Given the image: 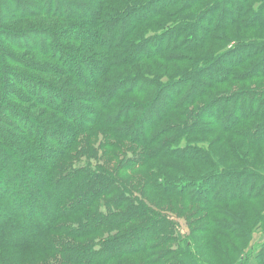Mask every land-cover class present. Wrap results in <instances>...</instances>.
I'll list each match as a JSON object with an SVG mask.
<instances>
[{"label":"trees","instance_id":"trees-1","mask_svg":"<svg viewBox=\"0 0 264 264\" xmlns=\"http://www.w3.org/2000/svg\"><path fill=\"white\" fill-rule=\"evenodd\" d=\"M236 1L248 0H0V252L54 255L41 264H121L136 255L148 258L175 231L149 194L209 212L244 201L240 181L255 185L251 176L219 166L190 139L219 131L251 146L264 144V123H258L264 119V43L243 39L186 61L188 53L223 42L226 29L264 25V0H252L247 10ZM35 15L62 25L2 28L7 20ZM4 39L51 59L52 75L70 77L73 86L46 85L7 66L15 60L3 51ZM245 55L247 63L240 60ZM186 62L167 79L127 73L142 63ZM241 67L245 74L232 72ZM11 79L35 88L33 103L49 117L8 106L7 100L19 99ZM229 80L261 82L211 93ZM95 125L111 134L100 159L109 163L110 151L126 153L113 170L101 161L91 165L96 149L87 152L91 141L79 139ZM151 163L165 164L172 174L159 175L148 188L122 179ZM183 163L199 171L184 172ZM162 251L171 256L167 264H201L187 246ZM255 264H264V246Z\"/></svg>","mask_w":264,"mask_h":264},{"label":"rangeland","instance_id":"rangeland-1","mask_svg":"<svg viewBox=\"0 0 264 264\" xmlns=\"http://www.w3.org/2000/svg\"><path fill=\"white\" fill-rule=\"evenodd\" d=\"M258 1L259 0H254V3L256 4ZM247 2L242 3L238 1V8L247 10L253 1L248 0ZM246 10L244 11L246 12ZM231 12L234 14L233 9ZM14 19L15 20L12 19L5 21L2 28L10 31H26L30 26H45L49 29L55 30L62 25V23L55 19H47L36 15L30 19ZM222 38L223 42H218L213 45L209 44L210 48H207V50L206 48H201L197 52L188 53L186 55V61H188V57L193 55L202 58V56L205 57V55L209 52L217 53L218 50H227L235 43L237 44V41L240 42L243 39L258 40V42L264 43V25L256 28H237L233 26L224 31ZM2 46L3 51L15 60L14 62L12 61L13 63L9 65L7 64V66H10L17 72L20 71L24 73L30 80L36 78L34 79L35 81L40 79L45 81L46 85H50L51 83L55 86H63V84L73 86L70 82V77H56L52 75L53 73L51 72H54L55 69L53 67L55 64L51 59L44 58L34 51L25 50L22 47L18 48L15 45V42H11L6 39H4ZM75 48H77V45ZM246 59V55L242 58L240 57V60L244 63H247ZM16 62H18V65ZM31 65L32 67H30ZM188 65L189 63L187 62L185 64L178 65H166L159 63V66L142 63L140 65L132 66L131 69H127V73H140L147 76L157 74L158 76L165 78L172 75V72L176 70V67L180 69L185 68ZM24 67H27L28 70ZM34 67L36 68L32 70L31 68ZM243 67L238 69L235 68L232 72H237L239 75H243L245 74ZM43 70H45V73L42 72ZM260 82L261 81L256 80L254 82L243 83L238 80H229L225 84L217 85L211 93H216L214 91L222 93L229 90L251 87L253 85L257 86ZM11 83L13 91L19 99L7 100L8 106H14L15 108L34 113L35 115H41L42 118H45L46 116L49 117L47 114H41L44 109L40 108L41 106L37 108L38 106H35V103H33L32 98L35 96L33 95L35 94L33 93L35 92V88L33 89V92H31L26 84H13L12 79ZM262 85H264V83ZM64 87L65 89H68L67 86ZM68 90L70 93H73V90ZM43 99L46 100L47 98L44 97ZM43 103L45 102L43 101ZM62 123L68 126L65 122ZM258 123L262 125V123H264V119H259ZM106 138L111 139V134L110 131L102 125H95L90 131L79 135V139L91 141V145L85 144L87 152L91 153L93 149H96L95 152L97 155L95 158L90 160L89 163L91 165H95L99 164V161H101L104 164V166L99 164L101 167L113 170L116 166H119V164L121 165L123 156L126 155V153L123 155L120 150L114 152L110 151L108 156L111 161L109 163L100 159L105 152V149L101 150L100 147L103 142H106ZM188 139L189 138L185 139L184 142L188 141ZM190 140H195L197 143L199 142V144L201 143L200 145L205 147L207 151L210 152L212 157L218 161L219 166L242 169L243 173L241 172V174L244 176H251L250 178L252 179L250 181L254 182L255 185H243V181L245 180V177H243V180L240 182H242L241 192L243 193L244 201H231L230 203L221 204L216 208L217 211L212 210L210 212L203 210V208L198 205L185 206L182 204L184 202L182 200L169 197L161 199L156 194H149V201L155 207L164 211L167 215H170L168 217V221H170L175 231L163 237V242L161 243L162 248H158L157 250H153V248H151L152 253L148 258L136 255L124 258L121 261V264H160L159 258L163 260V264H167V262L171 259V256L164 253L162 256V250H166L168 253L173 251L176 253L177 250L183 248L184 246H187L190 252H193V257L201 264H239L240 262L245 264H255L259 249L264 246L263 142L251 146L237 136H232V134H223L219 131H209L207 134L193 137ZM98 146L99 148H97ZM123 151L128 152L129 150L122 149V152ZM84 157L85 156H81L80 158L82 162ZM173 160L174 159H168L167 161L173 163L175 161ZM158 165L159 164L155 165V163H151L146 166L145 169H140L137 172H127L126 176H122V179L126 184L138 182L139 186L137 187L148 188L151 184H153L154 180L159 175L172 174L169 170H167V166L165 164H163L165 168L163 165L160 167ZM180 168L184 172L185 170H189L191 172L199 171V169L193 164L189 165L183 163L180 164ZM127 171L130 170L127 169ZM151 171H155L154 176L151 175ZM216 247H219L220 250ZM164 255H167V257H164ZM53 260H55V258L51 253L40 256L33 254L21 255L14 250H5L0 252V264H11L19 261L24 262L25 264H41V261L50 263Z\"/></svg>","mask_w":264,"mask_h":264}]
</instances>
